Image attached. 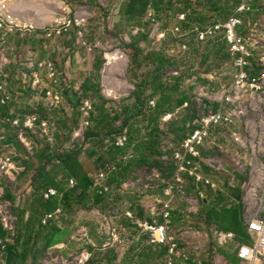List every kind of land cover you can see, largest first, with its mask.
Instances as JSON below:
<instances>
[{
  "label": "rangeland",
  "instance_id": "rangeland-1",
  "mask_svg": "<svg viewBox=\"0 0 264 264\" xmlns=\"http://www.w3.org/2000/svg\"><path fill=\"white\" fill-rule=\"evenodd\" d=\"M253 1L264 6V0ZM128 2L129 0H23L13 5L8 14L13 23V32L3 35L0 31V71L7 76L6 86L12 94L11 101L5 108L8 115L17 113L29 115L37 110L32 107L38 106L40 98L34 94L27 76L37 71L36 64L40 61L54 63L64 97L66 89L70 91L74 87L81 88L86 83L91 65L96 59L100 68L97 73L95 72L94 81L88 84L89 86L96 84L97 92L92 91L83 95L82 100L89 99L94 107L99 108L106 104L107 114L118 115L123 122L128 120V126L123 129L127 135L130 134L131 145H135L149 129L148 127L145 129L146 123L139 124L142 119L140 114L149 115L154 122L156 121L158 129L157 142L155 141L152 145V151L156 154L134 159L130 169L123 170L112 178L110 176V193L103 197L104 201L101 200L100 205L95 206L90 202V199L94 200L92 191L87 203L75 204L66 212L68 219L65 224L69 229L71 231L85 229L92 237V242L72 240L68 248L61 250V257H57L59 256L56 253L57 250H50L46 264H77L75 260L83 250L92 253L88 264L106 263L110 259L111 262L108 264H128L130 259L133 262L137 260L138 252L136 251L141 248L146 251L142 254L144 264L163 262V257L160 256L163 248L155 247L151 253L148 250L150 245L148 237L142 235L137 228L135 231L130 226L122 228L120 239L122 244L116 249L115 257L113 254H106V249L90 251V244L94 243V247L102 248L105 245L110 247V242L113 244L108 235V228L112 225L102 220L104 213L110 209L113 208L114 213L119 212L123 215L128 208H134L131 205H143L144 209L146 205L151 204L154 197L163 199L160 187L164 181H167L165 176L168 172H159L149 165L162 160L165 162L162 165L163 169L167 171L170 169L166 163L171 161L178 143L191 134L198 116L202 115L205 108L217 109L216 102L221 99V94L211 98L215 102L206 98L201 99L204 94L208 95L212 88L220 92H222L221 89L231 92L234 102L227 103L224 108L227 112L235 113V123L209 130V138L200 147V171L205 179L215 185L214 189L232 197V201L233 199L236 201L234 197L237 195L241 196L242 218L245 226L250 220L264 219V7L243 16L244 27H246L243 33L249 32L248 35L252 34L259 43L251 47L254 57L250 73L258 76L260 81L255 89L243 88L237 96L234 93V61L226 57L225 53L214 54L213 45L222 41L221 35L202 43L195 42L193 36H185L181 41L190 43V50L185 54L169 56L166 49L171 45L175 46L176 44L173 43L178 40L170 32L173 25L179 24L171 14L173 11L161 12L159 20L157 18L155 22H152L146 12L141 16L133 17L125 14ZM68 5L73 14H79L86 19L82 40L76 38L75 29L64 36L51 39L44 38L43 34L38 36L37 32H24V29L42 31L53 22L55 17L61 15L64 6ZM207 21L208 19L205 18L204 22ZM162 30H167L165 40L154 43L156 35ZM83 42L91 44L94 47L93 50L89 52L83 46ZM134 45L136 48L133 47ZM196 50H201L200 57L196 55ZM136 51L140 53L138 57L135 56ZM117 52L121 54V58L108 66V61L105 60L106 55L112 56ZM77 55L80 58L79 62L75 58L78 57ZM40 75L44 85L50 86L44 78V72ZM137 86L143 88L141 98L148 103V108L151 101L155 102V108L140 111L136 107L132 94L136 92ZM183 99H187L186 109L178 105ZM67 106L65 104L53 111V120L61 122L63 117L60 112L65 111V108L70 111ZM102 114L101 111H94L96 120ZM167 114L173 116L163 122ZM49 115L45 114L43 117L48 118ZM76 116L79 117L78 114ZM0 128L2 132V125ZM11 128L14 127L11 126ZM62 129L66 130L64 126ZM79 129L80 127H76V130ZM19 131H21L20 128L13 133L17 134ZM1 132L0 138L3 136ZM23 132L26 137V131L23 130ZM30 133L32 138L30 141L34 145V154L37 157L26 160L22 165L20 163L19 167L24 165L28 170L25 173L18 172L8 180H4L3 187L0 188V204H7V209L13 217L18 191L28 189L27 186L30 185L32 188L29 189H35L37 192L34 196L27 195L21 201L22 210H29L33 204L39 203V193L42 191L40 183L34 178V173L35 167L40 162L39 155L46 151V144L40 141L35 142L34 136L41 138L38 130ZM84 133H86L85 130L83 135ZM68 137L69 135L64 140ZM50 139L54 141V136H50ZM77 139L84 146L82 138ZM53 141L48 143L50 150L55 149V146L51 147ZM56 144V146L60 145V140ZM89 150L88 147L84 148L80 161L88 169L89 177L93 179L96 178L100 167L115 162L121 156L109 149L108 145L96 153V157L90 158ZM0 151H3L1 144ZM33 151L32 144L29 143V152ZM161 151L164 156L160 158L157 153ZM132 152H134L133 149L129 147L124 153L129 155ZM22 159L23 156H20L16 162ZM156 174H159V178ZM51 175L50 177H55L59 184L65 183L62 173L57 168L53 169ZM73 181L75 183L73 187H76L77 183L74 179ZM158 184H160L159 188H157ZM190 186L186 183L184 193L179 195L172 204V210L179 211L183 219L170 224L169 235L177 241L180 249L184 250L190 259L196 260L199 264L204 258L209 260L210 264H230L227 259L221 257L219 252L236 255L238 239L229 245L219 246L214 235L215 227L209 229L203 221L195 219L201 206L196 203L195 194ZM203 191L206 198L209 192L205 186ZM7 194L15 196V203L6 199ZM215 197L216 195L212 198L213 201ZM105 201H109L111 206L108 203L104 204ZM28 204L30 205L27 206ZM145 214L144 212V217ZM196 226H200L201 229H196ZM195 232H200L202 236L194 235ZM174 264L187 263L175 258ZM240 264L243 263L240 262Z\"/></svg>",
  "mask_w": 264,
  "mask_h": 264
},
{
  "label": "built area",
  "instance_id": "built-area-1",
  "mask_svg": "<svg viewBox=\"0 0 264 264\" xmlns=\"http://www.w3.org/2000/svg\"><path fill=\"white\" fill-rule=\"evenodd\" d=\"M23 0H0V31L3 35H7L13 32V23L10 20L9 11L13 5ZM253 0H238L233 12L223 22H215L211 25L201 27L198 24H190L187 27L181 24H175L171 27L170 32L174 35V38L179 40L178 46H171L168 48V55L175 56L180 53H187L190 50L188 42L181 41L185 36H193L196 42H206L213 40L218 35H222L223 40L226 42L229 53L234 58L235 75H234V90L237 96L240 95V90L246 87L255 89L260 81L258 76H254L250 73L252 66L253 53L251 47L254 46L256 40L252 34L245 35L242 33V28L245 26L244 15L254 11ZM147 16L150 21H156L153 10L148 7ZM178 21H185L186 14L180 13L177 16ZM86 19L79 14H73L70 6H64L63 13L53 20V22L42 31H36L34 29H24V32L35 33L37 35L43 34L44 38L51 39L52 37H61L70 33L75 29L76 38L82 40L83 33L85 31ZM20 30V29H19ZM167 30L156 35L154 43H159L165 40ZM83 46L90 52L93 50V46L85 42ZM117 58V59H116ZM121 58V54L117 52L111 56L108 62L116 61ZM36 72L27 76L32 89L41 95L45 99V105L48 110L57 109L63 101V91L60 88L61 81L58 77V73L54 63L49 61H40L36 64ZM44 72V78L47 79L50 86L44 85L40 73ZM7 76L0 71V106H6L10 101L12 94L6 86ZM61 89V90H60ZM216 91L214 88L209 90V94L201 97V99H210L215 102L213 97L221 94V99L216 102L217 109H207L203 111L202 115H199L195 120L194 128L191 134L177 145V149L174 150L172 160L174 163V172L161 184L157 185V188H162V198L154 197L151 204L145 207V212L148 215V220L140 221L136 220L135 225L138 231L142 235H146L149 239V244L153 246H165L168 247V253L165 256L164 264H174V259L178 258L184 262L189 260L184 250H181L177 241L169 235V226L173 214L172 204L174 200L182 195L183 189L187 183L186 179H192L195 184H206L215 187L209 180L205 179L200 171L199 161L201 159L200 147H202L209 138V130L218 126H231L235 123V113L225 111L224 106L227 103L234 102L231 92ZM150 108H155V102H149ZM188 104L185 103L182 109H186ZM93 104L89 99H83L80 102L79 112L81 113L80 131L86 129L91 124V112ZM173 115L167 114L163 118V122L171 119ZM8 123L10 126L20 128L21 131L17 132L18 140L29 151V143L24 135L23 130H29L32 132L38 130L40 136H51V125L47 120H39L35 113L25 116L22 120L19 117L3 118L0 115V123ZM24 128V129H23ZM4 140V137L0 138ZM109 147L114 149H124L129 143L128 135L125 131L119 133L117 136H113L111 139H107L105 142ZM3 151H0V188L3 180H8L14 174L21 172L22 168L16 163V159L20 157L17 154L15 148L5 146L1 144ZM130 158V157H129ZM126 158H121L120 161L125 162ZM119 170V167L113 163L104 164L98 170L95 178L94 185L91 191L98 196L104 197L110 193V188L107 185V179L110 174ZM159 178V174H156ZM165 178V177H164ZM160 181V180H159ZM101 182V183H100ZM75 185L73 179L69 180V186ZM186 189V188H185ZM36 195L35 189H21L16 194L17 205H20L23 199L27 195ZM197 195L204 199V194L198 190ZM40 198L43 201H49L53 198H62V193L56 189H46L39 193ZM7 204H0V225L3 230L8 232L12 238L15 236L16 225L15 218L8 211ZM61 214V208H57L53 213H47L41 219V225L45 226L56 215ZM125 216L131 220L135 219L134 214L130 211L125 213ZM159 218V220H157ZM247 231L250 236V241L247 244H242L239 247L238 258L243 263L248 264H263L264 263V219H253L247 223ZM108 235L111 237L112 242L121 245L122 242L118 238L115 228L109 226ZM194 235L202 236L200 232H195ZM215 238L219 246H226L235 242L236 235L234 233H225L222 231H214ZM79 241L89 242L86 234L79 237ZM9 240L0 238V260L3 259V252L6 250ZM92 253L83 250L81 254L76 258L77 264H88L91 261ZM160 264V263H159Z\"/></svg>",
  "mask_w": 264,
  "mask_h": 264
},
{
  "label": "trees",
  "instance_id": "trees-1",
  "mask_svg": "<svg viewBox=\"0 0 264 264\" xmlns=\"http://www.w3.org/2000/svg\"><path fill=\"white\" fill-rule=\"evenodd\" d=\"M237 3L238 0H129L127 4V8L124 11V13L128 14V16L131 17L135 15L141 16L144 12L148 10V7H150L155 13L156 20L157 18L159 20V16H160L159 14L161 12L170 13L169 10H172L173 12H171V14H174L176 12L190 10L188 12V16L190 17V19L200 23L201 25L204 24L205 18L207 19L208 17L210 18V14H212L211 16H215L216 19H222V20L225 19L233 12ZM221 39H222L221 42L215 43L213 45L214 54L225 53L226 57H229L232 61H234V58L231 57L228 46L226 42L223 40L222 35H221ZM178 42L179 40H177L173 44L178 45ZM197 43H202V42H197ZM189 45L191 48L190 43ZM171 46H169L168 48H170ZM133 47L136 48L135 45ZM168 48L166 49V53L168 51ZM200 51L201 50L195 51L196 55L199 57L201 55ZM135 54L136 57L140 55L138 51H136ZM99 68L100 65L97 66L96 70L99 71ZM89 82L91 84L92 81L90 80L85 84L86 86L85 89L88 88V90H90V88H92L93 90H97V85L93 84L92 86L91 85L89 86L88 84ZM142 92H143V88L141 86H137L136 92L132 94V97L134 98L137 107L141 109L140 111H142L145 107V102L141 101ZM186 101L187 99H183L179 102L178 105L182 107V105L186 103ZM71 106H73L72 108H75L76 105L72 104ZM34 113L38 116L39 120H47L48 123L51 122V119L54 118L53 111H46L45 109L38 108ZM45 114L48 115L50 114V115L48 116V118L43 117V115ZM74 114L76 115V113ZM108 116L110 115L108 114ZM110 118L117 123L116 126L117 129L115 128L113 129V131L111 130L109 132L108 137L103 139L102 142L106 146H107V144L105 143L106 140L111 139L113 136H117L119 133L123 132L124 131L123 128L126 127L128 124V120H125L123 122L120 120V117L118 115L110 116ZM155 122L154 120H152L153 128L149 133L150 144L148 147V151H149L148 156L151 155L153 156L154 154H156L152 151V145L157 140L156 132L158 129H157V124ZM64 128L71 129L72 125L64 122ZM26 132L30 133L29 130H26ZM184 140L185 139H182L181 142H183ZM181 142H179L178 145ZM45 144H46L45 145L46 151L43 154L39 155L38 160H40V162L35 167V173H34V178L37 179L36 181L40 183L42 190L47 189V187L49 186L54 187L55 189L58 188L57 190L59 191L63 190L60 188L59 186L60 184L55 179V177L53 178L50 177L52 176L51 175V172L53 171L52 168L55 167L54 165H56V163L62 165L64 169L62 173L64 182L66 183L70 178H75L77 186L67 192H64L62 194L63 196L61 199L53 198L49 201L43 202V200H41L39 196L40 198L39 203L33 204L29 208V210L28 209L22 210L21 206L16 207L14 205L13 215L16 218L15 236L11 238L8 232L4 231L2 226L0 225V238L4 240H9L6 250L3 252L2 255L5 264H28V263L39 264V260L42 257V253H46L48 248L52 245V243L57 241L58 237H60V235H62L63 233H61L60 230L55 225L49 227H47L46 225L47 228H45L44 226L41 227L40 223L37 222L38 218H40V216L44 212H53L56 209L58 202H61L62 204H64V206H68L72 198L79 200H85L87 198H90V193L92 192L91 189L92 186L94 185L95 179L89 177L88 173L84 171L82 165L79 163L77 158L79 153L77 151L76 152L53 151L50 150L49 147L50 145L48 143ZM157 154L160 158L164 156L162 154V151ZM34 157H37V155L35 154ZM164 163H165L164 161L159 160V161H155L149 166L156 169L159 172L161 171L168 172V175L165 176L166 178H168L174 172V163L172 157H171V161L166 163V165L170 167L168 171L167 169H163L162 165ZM27 170H28L27 167L24 166V173ZM117 174H118L117 172L110 174L107 179V182L110 176L112 178ZM186 180H187V184L191 185L190 189L193 191V194H195L197 203H199L201 206L200 213H206L205 214L206 218L202 221L209 229L215 227L219 230L234 232L237 234L241 242L246 243L250 241V236L247 231V225L245 226L243 223V218H242L243 206L241 204L240 195L234 197L236 201H234V199L232 201L231 200L232 197L224 193H220L219 190L217 191L218 193H216V191H214L211 185L202 184V187L204 185L206 189H208L209 194L208 193L207 194L210 199H206V198L201 199L197 195L198 190H196L195 188L196 187L195 182L192 179H186ZM202 187L200 189H203ZM77 191L79 192L78 195L76 194ZM215 195L216 197L215 200L213 201L212 198ZM92 196H94L95 203H99L101 198H103L101 196H98L97 194H94ZM6 199L13 201V197L8 194L6 195ZM139 213L140 216H143V210L140 209ZM26 214L29 215V219L27 220L29 221L32 218V222L29 225L27 224L25 226L24 222H25ZM172 215L173 216L171 218L170 224H172L174 221H179L181 218L183 219V216L179 213V211H173ZM195 228L199 230L201 229L200 226H196ZM245 236H247V238H245ZM161 247L163 248V252H161L160 256L164 258L168 253V247L167 245Z\"/></svg>",
  "mask_w": 264,
  "mask_h": 264
},
{
  "label": "crops",
  "instance_id": "crops-1",
  "mask_svg": "<svg viewBox=\"0 0 264 264\" xmlns=\"http://www.w3.org/2000/svg\"><path fill=\"white\" fill-rule=\"evenodd\" d=\"M252 5H253L254 10H257L258 8L264 7L261 3H258L257 1L256 2L253 1ZM189 11L190 10L180 11V12H176V13H174L172 15L174 16L175 20H177L176 16L178 14H180V13H185L186 14L187 13L185 21L181 22V21L177 20L179 22V24H181L184 27H187L190 24H198L201 27H205V26L211 25V24H213L215 22H223L227 18L226 17L223 20L222 19H216L215 16H211L212 14H210V18H208V21L204 22V24L200 25V23L190 19V17L188 16V12ZM147 12L148 11H146V14H147ZM154 15H155V13H154ZM245 28L246 27L242 28V33H243V30H245ZM248 33H243V34L248 35ZM255 44L256 45L259 44L258 41H256ZM77 56L78 57H75V58H77V60H78L77 62H79V60H80L79 55H77ZM105 60L107 61V58ZM93 62H95V63H92V65H91L89 78H87L86 83L88 81H90V80L93 82L94 81L93 77H95V74L98 72L96 70V68H97V66H99V62H97L96 59ZM109 63L110 62H108V64H107L108 66H110ZM114 77H118V75H114ZM86 83H84L81 88L74 87L70 91H68L67 89L64 91L63 101H62L61 105L58 108H60L61 106L66 104V105H68L67 107L70 109V111H68V109L66 110V108H65V111H61L60 112V113H62V117H63L61 122H56L53 119H52L51 122H49V124L51 125V130H52L51 131L52 132L51 136H54V141H53V139H50V137H43V138L41 137L40 138L39 136H34V139H35V142L36 141H40L41 143L44 142V143H49V144H50V142L53 141L54 143L51 145V147L53 146V148L55 146V149H53V151H57V152H76L77 151L79 153L78 157H77L78 161L82 165L84 171L88 173V169L80 161V156H81L82 152L84 151V148H87V147L90 148V150L88 151V153L90 154V158L96 157L95 156L96 153H98L101 149H105V147H106V145L102 142L103 139L107 138L108 135H109V132L111 130L113 131V129L116 128L117 123L114 122L110 118L111 115L108 116V114L106 113L108 111V108H107L106 104H104L103 107H100V108L97 107V106L94 107V105H93V109H92V112H91V114L92 113L93 114L91 116V124H90V126L88 128H86V129H83L82 131H80V129L76 130V127H80V123H81V113L79 112V106H80V102L82 101L83 95L85 96V95H87V93H91L92 91H96V90H93L92 88H90V90H88V88L85 89V87H86L85 84ZM34 94H37L39 96V98H40V102L37 104L38 108L45 109L46 111H55L56 110V109L48 110V108L45 105V99L41 95H39L37 92H35V91H34ZM65 97H66V101H64ZM141 101L145 102L144 109H150V108H148V103L143 98H141ZM72 104L76 105L75 108H72L73 107V106H71ZM135 105H136V103H135ZM34 107H35V105H33L32 108L35 109V110L38 109L37 107L36 108H34ZM136 107H137V105H136ZM5 108H7V107L6 106L5 107L4 106H0V113H1V115L3 117H6V118L19 117L22 120L25 116H27V115H21L19 113L8 115V113L5 111ZM94 111H101L103 114H102V116H100L96 120V117H94ZM34 112L35 111H32L31 114L34 113ZM74 113H76V115L78 114L79 117H77ZM144 115L145 114H140V117H142V119H141V121H139V124L140 125H144L146 123L145 124L146 125L145 129H147V127L149 129H148L147 133H145L144 136L140 140H138L137 143H135V145H131L130 134H128L129 143H128L127 147H125L124 149H117V150L109 147V149H112L115 153H119V155H121V156H119V158L115 162H113V164H116L119 167V170L117 171L118 174L120 172L122 173L123 170L130 169L133 166V162L132 161L134 159H138V158L140 159V158H143L145 156H148V153H149L148 147H149V144H150L149 143L150 142L149 133L151 132V130L153 128V123H152V119L150 118L149 115H145V116ZM64 122L67 123V124H71L72 128L71 129H66V130L62 129V127L64 126ZM0 125H2V127H3L2 128V132L1 131L0 132L2 133V135L4 137V140L0 141V144H3L5 146H9L11 148H15L17 154L20 155V156H23L22 161H17L18 163L16 162L18 166H19L20 163L22 165L23 162H25L29 158H33L34 157L35 149H34V145H33L32 141H30L32 139L31 138V133H27L26 132V135H27L28 143L32 144V147H33V150H34L33 152L27 151L26 147L18 140L17 134L13 133V131L16 132V129H14V128L12 129L10 125L8 126V124L3 125V124L0 123ZM127 126H128V124H127ZM84 130L86 131V133H84V135H83V131ZM67 135H69V137L67 138V140H64V138L67 137ZM78 137L82 138V141L85 143L84 146L80 143V141H78V139H77ZM56 140L57 141L60 140V145L56 146L57 145L56 144L57 143ZM65 141H67V142L65 143ZM129 147H131V149H133L134 152L130 153L129 155L128 154L125 155L124 152ZM121 158H126L127 160L125 162H123V161H120ZM54 166L55 167H53L52 169H56L57 168L61 173H63L64 169H63L62 165H60L59 163H56V165H54ZM21 168L23 170L21 172H24V165ZM49 170H50V168H49ZM16 174H18V173H16ZM88 176H90L89 173H88ZM71 179H74L76 181L75 178H70V180ZM3 181H2L1 187H3ZM106 183L108 184V186H110V180L108 182H106ZM59 186L63 190L59 191V190H57L58 188H56V190L58 192L62 193V194L64 192H67V191L75 188V187H70L69 184H68V181L66 183L60 184ZM195 186H196L195 187L196 190H201L204 193L203 189H200L202 187V184H199V185L195 184ZM27 187L28 188H32L30 185H28ZM49 188L55 189L54 187H51V186L47 187V189H49ZM214 188H216V187H214ZM44 190H46V189H44ZM214 191L217 192V189H214ZM76 194L78 195L79 192L77 191ZM206 195H207L206 199H209L208 194H206ZM14 197H13V202L15 203V198ZM103 199L104 198H101V200H103ZM88 200H89V198H87L85 200H79V199L72 198V200L70 201L68 206H64V204H62L61 202L57 201L58 204H57L56 209L60 207L61 208V214L56 215L53 219H51L49 221V223L47 224V227L55 225L60 230V232L63 233V234L60 235V237H58L57 241L52 243V245L48 248L46 253H42V257L39 260V264H46L47 263V260H48V255L47 254H48V251H50V250H57L56 253L59 255L57 257H61L60 256V252H62L61 250H63L64 248L65 249L68 248V246L70 245L69 244L70 241L78 240L79 237L83 236L84 234H86L87 237H88V240H90V242H92L91 241L92 237L89 236V233L85 229L71 231L69 229V227L65 224V221L68 219V217L66 216V212L68 211V209H70L75 204L83 205V203L84 202L87 203ZM101 200H100L99 203H94V200L90 199V202H92V204H94L95 206H98V205H100L102 203ZM195 200H196V197H195ZM108 202L109 201H107V202L105 201L104 204H107ZM196 203H197V200H196ZM15 204L14 205L16 207H20L22 205V203L20 205H17V203H15ZM29 205L30 204H28L27 206H29ZM108 205H110V203H108ZM113 205H114V203H113ZM146 206H148V205H146ZM131 207H134V208H128L127 211H130V212H132L134 214L135 219H133V220H131V219H129V218H127L125 216V213L127 211L123 212L124 214L121 215L122 213L120 214L119 212L114 213L113 208L110 209L107 213H104V215L102 216V220H105V222L107 221L108 224L112 225V228H115L117 236H118L119 239L122 238L121 231H122L123 226H126V227L130 226V227H133L134 230H135L137 228L136 225H135V221L136 220H140V221L148 220V215L145 212V207L143 209V205H139V206L138 205H133V206L131 205ZM140 209L143 210V214H144V212L146 213L145 217L144 216H140V213H139ZM53 212H44V213H42L40 218H38L37 222H39L40 225H41V219L43 218V216L45 214H47V213H53ZM205 214L206 213H200V211H199L198 215L195 216V219L196 220L198 219V221H202V220H204L206 218ZM118 217H119V219H118ZM27 219H29V215L28 214H26V216H25V222H24L25 226L27 224L29 225L32 222V218L29 221ZM115 222H116V225H115ZM41 227H42V225H41ZM44 227L47 228L46 225ZM215 229L218 230V231L225 232V233H234V232H228V231L219 230L217 228H215ZM234 234L236 235V240L238 239V241H239V245H238V251H239L240 245L247 244L249 242H246V243L241 242V240L239 239L237 234L236 233H234ZM236 240H235V242H236ZM105 246L103 248L102 247H94V243H91L90 244V251L95 252V251H101V250H105L106 249V251H107L106 254H113L114 257H115L116 249L119 247V244H116V243L111 244V242H110V247H105ZM155 247L158 248L159 246L149 245L148 246V250L151 251V250L155 249ZM220 247H223V246H220ZM238 251H237L236 255H234V256L228 255V254H226V253H224L222 251H220L219 253H220L221 257L227 259L230 264H240V262H242V261L238 258ZM136 252H138L137 256H136L137 260L135 262H133L132 259H130L128 264H144V260L142 258V254L146 253V251L144 250V248H141V249H139V251H136ZM151 253H152V251H151ZM164 260H165V257L163 258V262H156L154 264H159V263L160 264H164ZM109 262H111V259L109 261H107L106 263L100 262V264H108ZM186 263L187 264H199V263H197L196 260L190 259V258H189V260ZM200 263L201 264H210L209 260H207L206 258H204L203 261H201ZM0 264H5L4 259L0 260ZM90 264H92V263H90ZM243 264H245V263H243ZM246 264H248V263H246Z\"/></svg>",
  "mask_w": 264,
  "mask_h": 264
},
{
  "label": "bare ground",
  "instance_id": "bare-ground-1",
  "mask_svg": "<svg viewBox=\"0 0 264 264\" xmlns=\"http://www.w3.org/2000/svg\"><path fill=\"white\" fill-rule=\"evenodd\" d=\"M106 56H107L106 58H108L109 60L111 59V55H106ZM116 59H117V58H116ZM116 61H117V60H116ZM116 61H114V62L111 61L109 64L112 65V64L115 63ZM109 94H110V93H109Z\"/></svg>",
  "mask_w": 264,
  "mask_h": 264
}]
</instances>
